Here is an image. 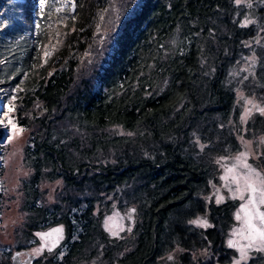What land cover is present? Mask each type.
I'll return each mask as SVG.
<instances>
[{"label":"trees","instance_id":"obj_1","mask_svg":"<svg viewBox=\"0 0 264 264\" xmlns=\"http://www.w3.org/2000/svg\"><path fill=\"white\" fill-rule=\"evenodd\" d=\"M17 3L0 0V79L27 133L23 209L31 232L64 227L34 264H159L176 249L180 264L229 262L236 200L208 204L209 226L175 215L207 181L191 143L237 149V90L264 96V0H45L35 36L36 4ZM249 57L241 86L232 72ZM245 129L264 133V114ZM45 182L61 183L48 205ZM117 200L137 206L130 237L102 227Z\"/></svg>","mask_w":264,"mask_h":264},{"label":"rangeland","instance_id":"obj_2","mask_svg":"<svg viewBox=\"0 0 264 264\" xmlns=\"http://www.w3.org/2000/svg\"><path fill=\"white\" fill-rule=\"evenodd\" d=\"M19 6L23 2L35 3L32 9L33 30L32 34L37 35L38 18L41 7L40 0H16ZM138 2L139 0H134ZM75 5H68V8ZM65 5L61 6L64 9ZM61 20L66 18L62 14ZM27 26V25H26ZM40 45H37L38 51ZM254 59L249 57L243 63L234 68L232 72V81L237 83L244 79L254 80ZM246 82H239L241 86ZM13 88L3 85L0 79V103L3 109L0 115V124L6 130L5 137L0 144V264H12V255L14 252H20L21 260L26 259L24 251L37 256V258L45 259V257L53 254L64 238V227L62 225H54L38 231H29V215L23 209L25 191L23 188V181L27 179L31 173L30 168L24 162V146L27 139L26 131L16 134L11 127V124L16 122L14 120L15 102L12 94ZM249 101L252 103L250 104ZM256 105L258 107H253ZM11 106L12 111L9 112ZM264 108V96H259L255 93L247 92L239 88L237 90V115L233 120L227 121V125H232L236 121L241 124L242 133L236 134V140L239 147L232 150L229 145H221L218 137L214 135L212 139L198 138L192 142L190 149L192 155L195 156L197 162L202 163L208 168L207 181L197 187L196 198L182 209L180 213H187V215H195L193 221L198 219L206 220L207 225H210L208 219L207 205L211 202L220 204L228 200H236V209L233 213V223L228 230L226 237V244L229 241L239 242L244 245L247 243L240 235L237 234V229L241 225V221L237 220V213L240 206L245 202L237 197H233L236 190V184L232 182V174L227 172L228 168L238 165L236 157L241 153H247V163L253 168L264 174V133L253 134L246 136L245 124L255 114H261L258 110ZM11 121V123H9ZM17 126V125H16ZM224 123L219 122V127L222 128ZM18 127V126H17ZM20 128V127H18ZM21 129V128H20ZM246 170L242 166H237L236 172L243 174ZM227 177V179H223ZM61 186L60 182L49 183L45 182L40 186L41 195L39 202L44 205L53 203L56 200L57 192ZM218 197L222 198L218 202ZM247 194H245V200ZM113 201L110 209L103 214L102 227L104 231L112 238L120 237L122 234L131 236V230L138 217L137 206L134 203ZM121 203V204H120ZM205 210L202 212L201 209ZM264 211V208L261 209ZM202 212V213H201ZM198 225V224H197ZM202 226V225H201ZM60 228L62 232L57 234L55 229ZM52 233L46 239H41L39 234ZM30 235V238L28 237ZM33 241H36L32 244ZM229 247V246H228ZM37 249L40 252L37 253ZM235 255L226 264H236L239 260V252L237 248H233ZM183 249H176L168 253L159 264H180L179 253ZM199 255L205 256L206 250L198 252ZM28 263V262H27ZM26 263V264H27ZM94 264V263H92ZM240 264H264V251L249 250L248 257Z\"/></svg>","mask_w":264,"mask_h":264},{"label":"snow or ice","instance_id":"obj_3","mask_svg":"<svg viewBox=\"0 0 264 264\" xmlns=\"http://www.w3.org/2000/svg\"><path fill=\"white\" fill-rule=\"evenodd\" d=\"M41 4L44 3V0H40ZM242 0H236L237 4H240ZM250 6V5H249ZM59 10V9H58ZM45 56L49 54L44 53ZM251 104L252 102L249 101ZM253 107H258L253 105ZM261 114H264V108L258 109ZM12 111L11 106L9 107V112ZM11 123V121H9ZM12 130L19 134L23 129L18 128L14 123L11 124ZM238 161L237 166H242L246 171L241 175L236 172L237 166L228 168L227 172L232 174V182L236 184V190L233 193V197H237L245 201L241 206L240 210L237 213V220L241 221V227L237 229V234L241 236L243 240H246L247 243L244 245L239 244V242L229 241L230 248H237L239 252V260L236 264H240V261H244L248 257L249 250L264 251V211L261 209L264 208V174L260 171L253 168L250 164L247 163V153H241L236 157ZM227 179V177H223ZM245 194H247V199L245 200ZM222 198L218 197V202ZM192 223L206 226L207 221L198 219L192 221ZM55 233L59 234L62 232V229L57 228L54 230ZM41 239H46L51 236L52 233L39 234ZM37 253L40 252V249L36 250Z\"/></svg>","mask_w":264,"mask_h":264},{"label":"water","instance_id":"obj_4","mask_svg":"<svg viewBox=\"0 0 264 264\" xmlns=\"http://www.w3.org/2000/svg\"><path fill=\"white\" fill-rule=\"evenodd\" d=\"M3 109L1 108V103H0V115L2 113ZM5 133L6 130H4V128L0 125V144L2 142V140L5 137ZM1 151V150H0ZM24 253L26 254V259L21 260V256H20V252H14V254L12 255V264H34V262L37 259V256L34 254H31L28 251H24Z\"/></svg>","mask_w":264,"mask_h":264},{"label":"bare ground","instance_id":"obj_5","mask_svg":"<svg viewBox=\"0 0 264 264\" xmlns=\"http://www.w3.org/2000/svg\"><path fill=\"white\" fill-rule=\"evenodd\" d=\"M1 125V124H0Z\"/></svg>","mask_w":264,"mask_h":264}]
</instances>
